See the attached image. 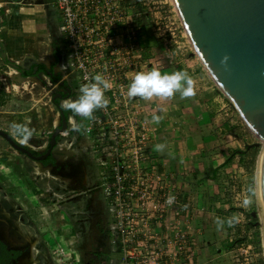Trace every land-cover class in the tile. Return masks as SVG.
Listing matches in <instances>:
<instances>
[{"label":"built area","instance_id":"obj_1","mask_svg":"<svg viewBox=\"0 0 264 264\" xmlns=\"http://www.w3.org/2000/svg\"><path fill=\"white\" fill-rule=\"evenodd\" d=\"M54 5L70 54L61 67L76 74L77 98L96 75L108 83L107 104L87 118L83 136L115 217L119 264H190L188 233L173 226L162 238L160 229L171 210L182 211L187 204L173 178L152 161V129L142 118L140 97L127 95L134 75L147 69L140 49L148 29L170 64L194 53L174 0H54ZM246 174L234 168L224 184L225 202L235 209L250 205L243 203L251 201ZM169 196L175 197L171 205ZM258 248L254 233L246 231L233 245V264H260Z\"/></svg>","mask_w":264,"mask_h":264},{"label":"crops","instance_id":"obj_2","mask_svg":"<svg viewBox=\"0 0 264 264\" xmlns=\"http://www.w3.org/2000/svg\"><path fill=\"white\" fill-rule=\"evenodd\" d=\"M40 1L41 8L36 10L39 18L34 17L33 12H26L22 23L39 22L46 30L47 20L52 21L51 12L58 11L54 0ZM6 2L0 0L2 19H8V14L12 13L11 9L5 8ZM57 14L60 17L59 12ZM2 27L7 28V36L14 35L8 24ZM29 32L24 26L19 35ZM54 32L59 40H63L62 46L68 52L60 21ZM2 40L0 43L5 49V40ZM140 50L147 62L146 72L186 71L194 80L196 91L194 96L185 98H181L179 92L172 97H140L142 118L148 119L152 129V161L159 171L173 178L174 188L187 204L182 211L171 210L162 220L161 237L170 236L173 226H180L188 233L193 249L190 264H233V245L243 233L252 231L248 225L249 214L258 209L253 173L256 160L253 148L246 149V144L253 141V135L193 52L175 65L170 64L148 35L142 37ZM25 58L33 57L25 54ZM69 59L70 54L66 60ZM154 115L162 117L158 124L152 120ZM157 145H163V148L158 150ZM234 168L252 171L249 182L252 202L246 210L235 209L225 202L224 184ZM217 219L224 221L222 226L218 227Z\"/></svg>","mask_w":264,"mask_h":264},{"label":"rangeland","instance_id":"obj_3","mask_svg":"<svg viewBox=\"0 0 264 264\" xmlns=\"http://www.w3.org/2000/svg\"><path fill=\"white\" fill-rule=\"evenodd\" d=\"M6 1L5 8L11 9L12 13L11 15L8 14V19H2L1 14L3 10H0V39L7 42L5 44L4 41V50L6 51L8 60L15 62L21 58L17 62H20L21 66H24L23 62L31 60L44 63L40 59L50 55L49 53L54 45L52 36L49 35L47 28L46 31L44 26L39 22L29 21L31 23H22L25 21L24 14L26 12H33L34 17L37 16L39 18L36 10L41 8V1L22 0V3H17L16 0ZM57 13L51 12L50 17L53 20L60 21ZM3 24L4 26L8 24L11 27L9 30L14 35L7 36V28H3ZM24 26L29 28L30 32L24 36L19 35V33H23ZM29 26L32 27L30 28ZM148 32L146 35L152 38L151 41L154 42L153 35L149 29ZM60 40V45L62 46L63 40ZM161 53L163 54V58L169 63V58H167L164 52L161 51ZM25 54H29L33 58L23 59ZM61 76V78L68 79L67 83L70 87L73 89L76 87L77 79L73 71H67ZM59 87L58 83L52 82L47 75L23 76L19 69L9 65L0 56V129L7 131L17 140H23L28 146L31 145L34 147L31 148L35 149L34 151L39 150L42 145H46L49 141L50 134L56 125L60 124V110L64 109L62 103L77 99L76 96L65 97V99H61L60 105H55L53 95ZM229 106L233 107L231 103ZM69 115L74 116L72 113H68L66 117ZM68 126L66 131L59 134L55 147L58 144H63L68 152L79 151L81 153L82 151L89 150V141L85 139L83 134L79 135L77 132L78 123L72 122V126L68 123ZM253 138L252 142H255L256 139L254 136ZM258 151V147L253 148L255 160L257 159ZM60 155L64 156L63 153ZM81 161L89 173L94 174L97 172L88 152L82 156ZM33 162L37 161H30L22 153L19 154L17 150H14L0 136V218L2 220L0 221V226L4 227L5 235L16 241L22 239L20 234L25 231L20 225L15 226L13 224V221L16 219L22 223L21 225L26 230L36 232L39 238L37 247L39 254L36 255L29 250L30 255L33 254L32 256L37 261V264H83L76 252L77 242L75 232L78 229L74 222L73 203L69 202L65 197L68 195L64 189L65 184L61 180H58V177L57 179H53L52 176L56 177V174L52 175L50 171H42L40 174L34 173ZM68 167L69 174L79 171L74 162H70ZM255 168L256 161L253 168L254 176ZM29 172L35 176L30 177ZM251 173L252 171H247L246 174L248 184L252 178ZM78 182L82 185L81 181ZM101 182L102 180L98 179L91 180L89 183L91 187L99 183L102 194L99 197V204L105 210L108 209V206L104 200ZM48 186L51 188L49 189ZM67 187L72 189L76 186L67 185ZM82 189H84L83 185ZM55 193L61 197L56 196ZM250 193L252 194L251 191ZM81 195L82 200H80V205L77 206V209L81 208L85 201L83 193ZM6 197L9 200H5ZM3 213L9 214L10 218H3ZM19 214L24 215L18 218ZM110 217L114 228L112 246H114V243L118 246L113 211ZM258 238L259 245H256L259 247L258 251H260L264 260L260 225ZM112 259L114 264H119L121 259L119 249L112 253Z\"/></svg>","mask_w":264,"mask_h":264},{"label":"water","instance_id":"obj_4","mask_svg":"<svg viewBox=\"0 0 264 264\" xmlns=\"http://www.w3.org/2000/svg\"><path fill=\"white\" fill-rule=\"evenodd\" d=\"M188 38L203 68L229 100L256 141L246 149L259 148L255 168L256 215L264 224V0H174ZM0 56L12 67L0 43ZM227 57L225 63L221 60ZM21 72V70H20ZM64 84V82H61ZM68 94L71 89L68 87ZM61 98V94L56 95ZM61 122L50 135L49 149L56 136L68 129L69 116L60 110ZM73 117V116H72ZM0 136L31 159L41 156L21 145L7 131ZM36 152V151H35ZM38 153V152H36ZM263 217V218H262Z\"/></svg>","mask_w":264,"mask_h":264},{"label":"flooded vegetation","instance_id":"obj_5","mask_svg":"<svg viewBox=\"0 0 264 264\" xmlns=\"http://www.w3.org/2000/svg\"><path fill=\"white\" fill-rule=\"evenodd\" d=\"M57 23L59 24V20L57 21L53 19L52 21L47 20L48 26L46 28L48 30L49 35L52 36L53 44H54L53 48L51 49V52L49 53L50 60L44 63H40L37 60L23 62L24 66L20 65L21 66L20 70L21 72L28 71L30 72V75L33 76L47 75L52 82L58 83L60 87L57 89V91H55L53 95V102L55 101V99H58L57 104L60 105V101L62 98L65 99V97H73V96H76L77 98V88L75 87L73 89L72 87H70L67 83L68 82L67 78L65 79L61 78L62 77L61 75L65 74L69 70L63 71L62 67L60 68V70H58L57 68L58 65L61 66L62 62L65 63L67 61L66 59L68 58V53H69V51L67 52L65 48H63V46L60 45L61 42L59 40V37H57L54 32ZM40 64H44L45 66L44 69H40ZM61 82H64V84H61ZM68 87L71 89L70 95H67ZM59 93L62 96L61 98L56 96ZM64 110L65 109L62 110L63 113ZM69 117L72 116L69 115ZM60 122H61V118H60ZM68 123H67V127H69ZM76 123L78 122L76 121ZM58 136L59 134L56 136V142ZM49 142H50V137H49V141L46 143V145H44V149L36 150V152L38 153L34 151L35 149H31L28 146L29 149L34 151L35 155L41 156V159L39 161L31 159L24 153L22 154L25 155L26 158H28L30 161L39 162L41 165L46 167L45 169H47L48 172L50 171L52 175L56 174V177L52 176L53 179H57L58 177V180H61L65 184L64 189L68 193V195L65 197L69 202L73 203L72 208H73V213L75 214L74 222L76 228L78 229L75 232V237L77 242L76 252L78 254L79 260L82 261L83 264H114L112 259V253L117 251L118 249L115 243L114 246H112V240L114 238V228H113V224H111L112 220L110 217L112 211L109 208L107 197L103 192V190L102 192L104 194V200L108 206V209L104 210L103 208H101V205L99 204V197L101 194L99 183L95 185L92 184L94 185L92 187L90 186L89 183L91 182V180L101 179L99 173V166L96 164L93 154L90 153L89 150L82 151L81 153L79 151H75V152L71 151L72 152L71 153L68 152L67 148L64 147L63 149L64 152H62L64 154L63 156L60 155L62 153L57 150L58 145L56 147L51 148L50 153L47 154V150L50 147ZM87 152L89 153V156L97 169V172H95L94 174L89 173L81 161L82 156ZM20 153L21 152H19V154ZM70 162H74L77 168L79 169V171L69 174L68 165ZM29 175L30 177L35 176V175H31V172H29ZM78 181H81L82 185L84 186V189H82V185ZM67 185L68 186L72 185L76 187L69 189ZM50 188L51 187H49V189ZM82 193L85 198L84 199L85 201L84 204L81 206V208L77 209V206L80 205L79 203L80 200H82V195H81ZM55 195L61 197L57 193H55ZM5 200H9V199L6 197ZM76 214H80V215H76ZM23 215L24 214H19L18 218H21ZM2 216L5 219L10 218V215L6 213H3ZM0 221H2L1 218ZM13 224L15 226L20 225V227H22L26 231V229L24 228V226L21 225L22 223H20L18 219L14 220ZM22 234L23 232L20 234L22 236V239L20 241L12 240V238L8 237V235H5L4 227L0 226V264H31L32 256H30V250H31L30 243L29 241H25V239L23 240ZM33 234H34L33 240L35 241L36 247H38L39 238L35 231H33ZM36 250L38 251V253L36 252L34 253L37 255L39 254V250L38 248H36Z\"/></svg>","mask_w":264,"mask_h":264},{"label":"clouds","instance_id":"obj_6","mask_svg":"<svg viewBox=\"0 0 264 264\" xmlns=\"http://www.w3.org/2000/svg\"><path fill=\"white\" fill-rule=\"evenodd\" d=\"M226 59L227 57L221 60V63L224 64ZM93 80L95 81L94 83L80 87V95L76 100L62 103V107L85 118H90L96 109L105 107L107 101L104 99V90L108 88V83L101 75H96ZM177 92L180 93L181 98L191 97L196 94L194 80L186 71L161 74L159 70H152L136 73L128 86L127 95L129 98L141 97L150 99L154 96L172 97ZM161 119L162 117L159 115L152 117V120L157 124ZM156 147L160 150L163 145H157ZM174 202V196H169L166 200L169 205ZM250 202L248 199L243 201L245 205ZM223 223L224 221L217 219L218 227L222 226Z\"/></svg>","mask_w":264,"mask_h":264},{"label":"bare ground","instance_id":"obj_7","mask_svg":"<svg viewBox=\"0 0 264 264\" xmlns=\"http://www.w3.org/2000/svg\"><path fill=\"white\" fill-rule=\"evenodd\" d=\"M41 61H43V62H48L49 60H50V57L49 56H44V57H42L41 59H40ZM20 63V62H19ZM57 68H58V70H60V68H61V66L60 65H58L57 66ZM45 77V76H44ZM13 79V78H12ZM72 122L74 123V118H72V117H70L69 118V124L72 126ZM17 141H19V143L21 144V145H25L26 143L23 141V140H21V139H18ZM27 145V144H26ZM25 145V146H26ZM27 147H28V145H27ZM29 147L30 148H34V147H32L31 145H29ZM44 148V145H42L40 148H39V150H41V149H43ZM66 148V147H65ZM63 149H64V145L63 144H58V148H57V150L59 151V152H64L63 151ZM57 151V152H58ZM33 167H34V173H36V174H40V173H42V171H47V169H45L46 167H44L43 165H41L39 162H33ZM263 218V217H262ZM25 232H26V235H25ZM23 240L25 239V241H29V243H30V248H31V251H33V253L34 252H36V253H38V251L36 250V244H35V241L33 240L34 239V234H33V232H31V231H28V230H26V231H24L23 232ZM261 237H262V244H263V247H264V224H263V227H262V233H261ZM12 244H14V243H12ZM17 244H19V243H17ZM33 255V254H32ZM32 255H30V256H32ZM31 264H37V261L35 260V258L32 256V258H31Z\"/></svg>","mask_w":264,"mask_h":264},{"label":"trees","instance_id":"obj_8","mask_svg":"<svg viewBox=\"0 0 264 264\" xmlns=\"http://www.w3.org/2000/svg\"><path fill=\"white\" fill-rule=\"evenodd\" d=\"M44 67H45L44 64H40V69H44ZM20 73L23 76L30 75V72H28V71H24V72H20ZM57 102H58V99H55V101H54L55 105H57ZM64 113H65V115H67L68 113H72L75 116V118H76V120L78 122V130H77V132H78L79 135L83 134V128H84V125L87 122V118L79 116V115H77V114H75L73 112L67 111V110H64ZM248 225H249L250 228L253 229V233H255L254 234L255 237H256L255 238V243L257 245H259V238H258V236H259V222H258V217H257V215L255 213L249 214ZM260 264H264V260L262 258L260 259Z\"/></svg>","mask_w":264,"mask_h":264}]
</instances>
